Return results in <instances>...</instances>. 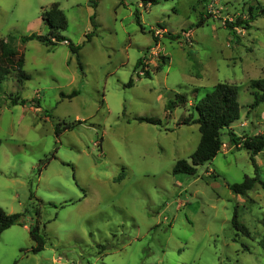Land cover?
<instances>
[{"label": "rangeland", "instance_id": "374dc122", "mask_svg": "<svg viewBox=\"0 0 264 264\" xmlns=\"http://www.w3.org/2000/svg\"><path fill=\"white\" fill-rule=\"evenodd\" d=\"M96 1L0 0V38L16 37L29 74L19 84L10 72L0 100V207L22 214L0 235V264H264V186L229 188L254 175L243 138L264 133V104L250 107L249 88L264 77V15L230 23L264 0ZM52 2L76 54L20 41L46 32ZM217 82L237 86L240 116L211 160L173 174L200 136L181 120L197 116L193 104ZM176 93L187 103L166 110ZM255 159L264 182V148ZM235 208L248 235L232 224ZM36 225L44 245L34 252Z\"/></svg>", "mask_w": 264, "mask_h": 264}, {"label": "trees", "instance_id": "16d2710c", "mask_svg": "<svg viewBox=\"0 0 264 264\" xmlns=\"http://www.w3.org/2000/svg\"><path fill=\"white\" fill-rule=\"evenodd\" d=\"M140 1L142 2V6L156 3V0ZM90 2L93 7H95L97 4L96 0H90ZM134 14L137 23L140 24L138 12L135 11ZM256 15H264L263 4L256 3L253 5H249L247 18L248 21L237 18L236 21L231 22L230 24H234L232 26H237L240 25L241 22L248 23L249 21L254 19ZM94 17V14L90 16L93 29L96 27L94 23ZM41 20L47 28L46 32H32L30 34L23 35L20 38V41L22 43L32 39H36L51 46L57 44L58 42H63L69 46L70 50L73 53L76 54L78 52L80 48L79 45L72 44V42L62 34V31L67 27V19L58 2H52L48 8L42 10ZM202 22L203 18L197 21L196 25H199ZM92 33L94 32H89L86 34L87 40L90 39ZM166 34L170 38L177 39L180 37L179 33L174 34L168 31L166 32ZM15 40L16 37L13 35H8L5 38H0V100L3 96L6 95L3 83L6 78H8L10 72L14 71L16 73V81L19 84L29 78V74L23 70L24 58L23 55L17 51ZM141 61L142 57L138 58L135 67L138 66ZM145 74V76H149V73L147 71H145ZM127 84L132 85V79H130ZM249 88L250 94L253 98L252 102L250 103V107L254 108L260 103L264 104V77L252 79L249 83ZM73 94H76V91H72L69 96H72ZM9 96L11 104L26 103V100L24 98H20L18 95L13 96L12 94H9ZM187 101L188 97L185 93H176L174 99L168 100L165 106L166 110H170L173 106L178 104L185 105ZM193 107L196 108L197 116L195 118H192V115L189 114L183 117L181 122L184 124L196 122L198 124V130L200 134L199 140L197 146L189 155V161L184 158L178 159L176 161L175 166L172 170L173 174H194L198 165L211 160L219 152L222 145V139L220 137L221 129L229 127L231 123L236 121L240 116V104L238 101L237 86L233 83L217 82L210 90L206 91L205 94L196 103L193 104ZM134 119L140 122L145 121L154 124L160 123V120L158 118L151 116L136 115ZM242 145L247 149L249 153V159L254 169V175H244L243 180L240 183H233L229 186V188L235 194L246 195L247 191L253 187L255 182L259 181L264 186V182L259 179V167L255 159L256 154L262 151L264 148V133L245 136L242 140ZM21 218V213H7L0 207V235L3 230L10 227L11 225L15 223H21ZM232 224L242 233L246 235L249 234L247 227L243 223L238 221L236 208L233 211ZM29 234L30 237L36 242L31 250L36 252L42 249L44 245V239L38 232V225H36L32 229H29ZM259 244L264 249V231L259 238Z\"/></svg>", "mask_w": 264, "mask_h": 264}]
</instances>
